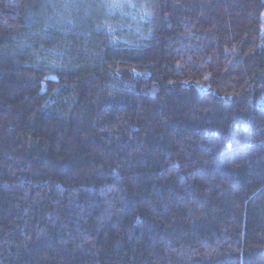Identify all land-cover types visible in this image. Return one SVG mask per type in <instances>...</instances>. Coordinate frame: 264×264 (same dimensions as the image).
<instances>
[{
	"label": "trees",
	"instance_id": "1",
	"mask_svg": "<svg viewBox=\"0 0 264 264\" xmlns=\"http://www.w3.org/2000/svg\"><path fill=\"white\" fill-rule=\"evenodd\" d=\"M0 264H264V0H0Z\"/></svg>",
	"mask_w": 264,
	"mask_h": 264
}]
</instances>
